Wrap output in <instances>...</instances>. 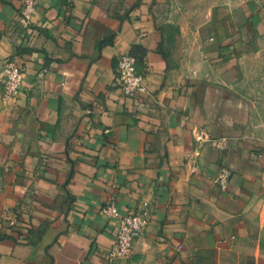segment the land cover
I'll return each mask as SVG.
<instances>
[{"label": "crops", "instance_id": "1", "mask_svg": "<svg viewBox=\"0 0 264 264\" xmlns=\"http://www.w3.org/2000/svg\"><path fill=\"white\" fill-rule=\"evenodd\" d=\"M155 5L37 0L25 25L22 0H0V264H112V201L147 219L133 264H264L250 232L264 148L245 139L232 90L168 57ZM220 13L230 41L264 27V0ZM123 54L150 91L138 101L122 94ZM11 60L23 86L6 100Z\"/></svg>", "mask_w": 264, "mask_h": 264}, {"label": "rangeland", "instance_id": "2", "mask_svg": "<svg viewBox=\"0 0 264 264\" xmlns=\"http://www.w3.org/2000/svg\"><path fill=\"white\" fill-rule=\"evenodd\" d=\"M227 1L156 0L162 48L173 61L184 63L185 76L200 75L203 85L232 90L245 139L264 148V27L235 40L224 39L230 24L220 8ZM250 221L254 241L264 252V186L256 195ZM133 261L132 254L112 264Z\"/></svg>", "mask_w": 264, "mask_h": 264}, {"label": "built area", "instance_id": "3", "mask_svg": "<svg viewBox=\"0 0 264 264\" xmlns=\"http://www.w3.org/2000/svg\"><path fill=\"white\" fill-rule=\"evenodd\" d=\"M37 9V0H22L21 18L25 25L32 21L34 12ZM119 80L122 85V94L125 98L138 101L150 94L148 86L144 83V75L139 70L138 58L133 54H123L118 62ZM5 99L14 100L18 97L23 86V69L14 60L6 65V72L3 79ZM231 173L227 168H222L215 179L216 184L222 190L230 186ZM104 213L115 216L119 220L117 239L109 252L112 260L124 259L134 253L136 242L142 237L146 227L147 219L143 213H130L120 215L115 201L105 206ZM12 225H16L15 220Z\"/></svg>", "mask_w": 264, "mask_h": 264}, {"label": "trees", "instance_id": "4", "mask_svg": "<svg viewBox=\"0 0 264 264\" xmlns=\"http://www.w3.org/2000/svg\"><path fill=\"white\" fill-rule=\"evenodd\" d=\"M138 64H139V60H138Z\"/></svg>", "mask_w": 264, "mask_h": 264}]
</instances>
